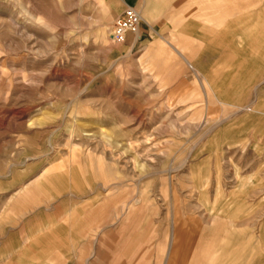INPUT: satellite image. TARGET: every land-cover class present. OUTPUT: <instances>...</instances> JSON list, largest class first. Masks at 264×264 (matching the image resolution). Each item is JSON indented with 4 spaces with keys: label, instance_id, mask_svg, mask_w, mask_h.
<instances>
[{
    "label": "rangeland",
    "instance_id": "rangeland-1",
    "mask_svg": "<svg viewBox=\"0 0 264 264\" xmlns=\"http://www.w3.org/2000/svg\"><path fill=\"white\" fill-rule=\"evenodd\" d=\"M248 1L0 0V264H165L173 237L264 264V0ZM131 6L143 22L115 42Z\"/></svg>",
    "mask_w": 264,
    "mask_h": 264
},
{
    "label": "crops",
    "instance_id": "crops-1",
    "mask_svg": "<svg viewBox=\"0 0 264 264\" xmlns=\"http://www.w3.org/2000/svg\"><path fill=\"white\" fill-rule=\"evenodd\" d=\"M225 1V2H224ZM223 2L225 3V5H221L220 7V11L223 12V9L226 13H230L231 11H234V13L236 11H239L240 8H243L246 5H249L250 2L248 0H237L234 2L233 6L234 9L230 8V10L227 9V5L229 4L230 0H223ZM216 3V2H215ZM215 3L213 2V4L209 5V9H211L210 7H212L213 5H215ZM232 3V0H231ZM230 5V4H229ZM225 7V8H224ZM233 9V10H232ZM227 16V15H225ZM236 16V15H235ZM227 18H229L227 16ZM224 22H222V20L219 22L220 27H218L220 29V31H218L217 33L213 34H209L206 33V38H209L212 40L211 44L213 45V39L214 37H216L218 42L224 43L225 40H231L234 39L235 37L239 36V32L236 30L234 31L233 28H242L243 26L241 25V23H243L242 18H235V20L230 19V21L226 22L225 25H223ZM228 24V25H227ZM241 33H243L240 30ZM217 43V42H216ZM192 67V66H191ZM258 87H256L257 89ZM45 179H47V181H45ZM34 184L31 188H29L28 192L31 195H34V192H37L38 190L41 189H45L48 187L52 186L53 183V177H50L49 175L45 174V175H39L36 179H34L32 181ZM189 235H191V233L187 232L184 234V238L186 239ZM174 240V237H173ZM173 240H171V244H170V248L167 251L166 254V260H165V264H189L188 262L190 260H192L191 263L193 264H210V258L208 257V252L204 251L203 253H198V255H194V256H190V251L187 250V246L184 245V248L182 246V248H180L179 245L174 244ZM187 240V239H186ZM35 244L37 245H42L44 248L49 247L50 243H49V238L47 240H40V242H36ZM36 245V246H37Z\"/></svg>",
    "mask_w": 264,
    "mask_h": 264
},
{
    "label": "built area",
    "instance_id": "built-area-1",
    "mask_svg": "<svg viewBox=\"0 0 264 264\" xmlns=\"http://www.w3.org/2000/svg\"><path fill=\"white\" fill-rule=\"evenodd\" d=\"M143 18L135 7H127L117 18L112 29V39L125 42L128 34H137Z\"/></svg>",
    "mask_w": 264,
    "mask_h": 264
}]
</instances>
